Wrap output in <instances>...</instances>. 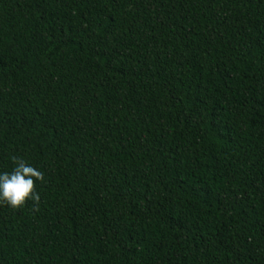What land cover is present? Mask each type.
I'll list each match as a JSON object with an SVG mask.
<instances>
[{
    "label": "trees",
    "instance_id": "1",
    "mask_svg": "<svg viewBox=\"0 0 264 264\" xmlns=\"http://www.w3.org/2000/svg\"><path fill=\"white\" fill-rule=\"evenodd\" d=\"M0 264H264V0H0Z\"/></svg>",
    "mask_w": 264,
    "mask_h": 264
},
{
    "label": "clouds",
    "instance_id": "2",
    "mask_svg": "<svg viewBox=\"0 0 264 264\" xmlns=\"http://www.w3.org/2000/svg\"><path fill=\"white\" fill-rule=\"evenodd\" d=\"M13 168L10 172H0V203L15 209L24 205L27 199L39 200L34 189V179L43 180V173L24 159L11 157Z\"/></svg>",
    "mask_w": 264,
    "mask_h": 264
}]
</instances>
